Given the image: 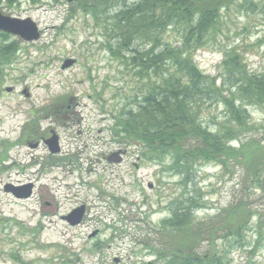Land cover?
Here are the masks:
<instances>
[{
	"label": "rangeland",
	"instance_id": "rangeland-1",
	"mask_svg": "<svg viewBox=\"0 0 264 264\" xmlns=\"http://www.w3.org/2000/svg\"><path fill=\"white\" fill-rule=\"evenodd\" d=\"M13 1L0 0V13L30 19L40 37L27 43L9 35L19 51L9 62L0 54V264H168L157 261L155 248L169 241V229L162 235L157 230L171 218V201L189 207L190 227H219L221 212L247 195L253 215L242 240L218 239L223 232L213 241L203 236L197 254L221 264H264V224L259 235L257 229L259 218L264 223V197L242 185L239 166L198 165L182 179L164 165L142 161L140 148L120 140L118 113L134 107L138 86L108 51L114 40L106 35L107 23L77 12L69 18L75 0ZM201 2L203 9L219 8L220 26L215 40L193 55L198 68L217 77L218 86L221 53L235 49L249 73L264 76V0L224 7L220 0ZM2 41L0 36V46ZM67 61L74 63L62 70ZM225 114L212 101L201 105L199 118L214 132ZM246 116L258 125L264 108L249 106ZM23 132L28 140L54 132L60 154L50 156L45 146L28 149ZM115 153L120 164L106 160ZM29 184L28 199L4 192ZM80 206L85 216L79 226L61 219Z\"/></svg>",
	"mask_w": 264,
	"mask_h": 264
},
{
	"label": "trees",
	"instance_id": "trees-1",
	"mask_svg": "<svg viewBox=\"0 0 264 264\" xmlns=\"http://www.w3.org/2000/svg\"><path fill=\"white\" fill-rule=\"evenodd\" d=\"M220 1L224 7L235 0ZM74 3L69 18L82 13L107 23L106 35L114 40L107 45L108 51L132 73L138 86L131 104L134 107L125 105L119 110L116 126L120 140L140 148L142 161L164 165L182 179L198 165L213 163L224 170L228 164L239 166L243 171L242 185L248 183L264 197V119L255 125L246 116L249 106L264 108V76L249 73L238 50L229 49L221 53L222 80L217 86V77L204 75L193 60L197 51L215 40L220 26L219 8L203 9L201 0ZM170 33L178 35L176 41L170 40ZM0 36V54L9 62L19 51L18 43H8V34L0 32ZM212 101L226 111V121L214 132L199 118L201 105ZM233 142L239 143L237 148L231 147ZM248 197L221 212L219 227L215 222L190 227L189 207L183 208L179 199L171 201V218L160 223L157 230L162 235L169 229V241L167 238L165 248H155L157 261L221 264L220 259L201 256L197 250L203 236L213 241L219 232L223 235L218 239L232 237L238 243L242 240L243 229L253 215L248 209ZM258 223L259 235L264 223L260 218Z\"/></svg>",
	"mask_w": 264,
	"mask_h": 264
},
{
	"label": "water",
	"instance_id": "water-1",
	"mask_svg": "<svg viewBox=\"0 0 264 264\" xmlns=\"http://www.w3.org/2000/svg\"><path fill=\"white\" fill-rule=\"evenodd\" d=\"M0 32L4 34H8L15 38H19L23 42L32 43L39 39L40 33L39 29L35 23H33L30 19L20 20L11 17H7L0 13ZM74 62L67 61L61 67L62 70L69 68ZM48 146V150L50 154H57L59 152V148L57 146V139L55 136H52L46 142ZM120 153L112 154L108 161L114 163H120ZM4 192L11 194L15 199H28L32 195V185H26L21 187H13L6 186L4 187ZM85 214L84 206H80L79 208L73 210L69 215L63 218L66 223L75 227L80 224L83 216Z\"/></svg>",
	"mask_w": 264,
	"mask_h": 264
},
{
	"label": "flooded vegetation",
	"instance_id": "flooded-vegetation-1",
	"mask_svg": "<svg viewBox=\"0 0 264 264\" xmlns=\"http://www.w3.org/2000/svg\"><path fill=\"white\" fill-rule=\"evenodd\" d=\"M25 134H26V132H23V134H22V137L24 138L23 139V144H25V146L28 148V149H30V150H37L40 146H45V148L47 149V151L49 152V150H48V146H47V144H46V142L49 140V139H51L52 138V136H55L56 137V139H57V146H58V148H59V152L57 153V154H50L49 153V155L50 156H56V155H59L60 154V152H61V149H60V146H59V138H58V136L54 133V132H50L48 135H46L45 134V137L43 136V137H38L37 139L35 138V136L36 135H34V137L32 138V139H29L28 140V138L25 136ZM36 134V133H35ZM52 157H50V158H52ZM122 158V157H121ZM108 159V158H107ZM106 159V160H107ZM108 161V160H107ZM30 185H32V188H33V184H30ZM84 216H85V214H84ZM84 216H83V218H84ZM83 218H82V220H81V222H80V224L82 223V221H83ZM61 219H63V218H61ZM79 224V225H80ZM79 225H77V226H79ZM76 227V226H75Z\"/></svg>",
	"mask_w": 264,
	"mask_h": 264
}]
</instances>
